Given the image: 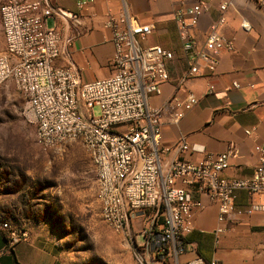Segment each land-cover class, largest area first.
Listing matches in <instances>:
<instances>
[{
	"label": "built area",
	"instance_id": "built-area-1",
	"mask_svg": "<svg viewBox=\"0 0 264 264\" xmlns=\"http://www.w3.org/2000/svg\"><path fill=\"white\" fill-rule=\"evenodd\" d=\"M116 1L118 13L109 12L104 23L115 46L112 74L91 82L81 79L74 63L58 65L63 27L50 28L47 21L59 19V11L44 0L2 4L5 52L0 53V88L12 82L25 99V116L36 126L42 151H57L71 142L83 146L96 171L103 221L117 234H128L143 224L141 246L136 244L135 249L139 262L148 264L178 257L186 250L184 239L195 230L194 212L205 209L195 192L218 207L221 223L236 212L239 193L264 195V146L258 148L257 164L247 179L224 176L230 158L238 154L235 145L216 155L193 148L204 154L201 161L167 160L172 151L184 153L190 147L184 140L173 148L163 146L162 110L173 106L178 112L176 119H180L199 100L190 92L183 99L173 98L163 109L151 107V100L162 94V84L170 79L168 65L176 55L159 45L143 47L141 41L153 34L155 25L143 24L132 14L131 0ZM93 2L80 0L78 8L85 9ZM204 8L202 2L181 4L174 13L189 77L198 74L200 62L214 72L221 55L233 50L232 41L221 33L228 3L220 6V16L204 44L194 38L192 30ZM78 17L71 15L75 21ZM243 25L250 29L248 23ZM233 86L239 88L238 83ZM95 108L100 110L98 118ZM255 209L248 207L246 213L251 215ZM261 209L264 211V205ZM3 227L9 229L11 242L20 239L8 224Z\"/></svg>",
	"mask_w": 264,
	"mask_h": 264
},
{
	"label": "crops",
	"instance_id": "crops-1",
	"mask_svg": "<svg viewBox=\"0 0 264 264\" xmlns=\"http://www.w3.org/2000/svg\"><path fill=\"white\" fill-rule=\"evenodd\" d=\"M44 1L61 13L59 19L51 17L47 21L50 28L63 27L58 65L74 63L83 81L109 78L115 46L112 33L104 23L109 12L118 13L119 3L116 0H94L79 10L80 0ZM200 2L206 8L192 30L194 38L200 45L204 44L212 23L220 16V6L228 3L224 13L226 25L221 33L232 41L233 50L221 55L214 72H209L205 63L200 62L198 74L189 77L174 13L181 4L192 6ZM259 2L130 1L131 12L141 23L155 25L153 34L141 41L142 46L159 45L176 55L168 65L170 79L162 84V94L151 100V107L163 109L173 98L183 99L190 92L199 100L180 119H176L178 112L173 106L162 110L163 146L173 148L184 140L190 147L184 153L172 151L167 160L201 161L204 154L193 151V148H204L207 154L216 155L235 145L238 154L230 158L224 176L235 179L252 176L258 161V148L264 146V8ZM72 14L79 15L76 21L71 18ZM244 22L249 24V30L245 29ZM183 77L186 78L182 80ZM233 83H238L239 88H234ZM194 195L205 204V209L194 212L195 230L186 238V250L178 257L147 261L148 264H209L212 261L264 264V211L261 209L264 195L239 193L236 212L223 223L218 220L216 205L204 195L196 192ZM252 206L256 209L249 215L246 209ZM218 230L222 231L219 237L216 235ZM61 261L59 245L54 241L30 236L11 242L8 232L0 227V264H62Z\"/></svg>",
	"mask_w": 264,
	"mask_h": 264
},
{
	"label": "rangeland",
	"instance_id": "rangeland-1",
	"mask_svg": "<svg viewBox=\"0 0 264 264\" xmlns=\"http://www.w3.org/2000/svg\"><path fill=\"white\" fill-rule=\"evenodd\" d=\"M7 1L0 0V7ZM25 107L12 82L0 88V227L9 234L3 227L8 224L22 239L54 241L62 264H141L135 246H141L144 225L130 234L115 233L102 219L96 171L83 146L71 142L42 151ZM93 113L100 117L99 108Z\"/></svg>",
	"mask_w": 264,
	"mask_h": 264
},
{
	"label": "trees",
	"instance_id": "trees-1",
	"mask_svg": "<svg viewBox=\"0 0 264 264\" xmlns=\"http://www.w3.org/2000/svg\"><path fill=\"white\" fill-rule=\"evenodd\" d=\"M189 236V235H188ZM5 238H6V240H8L7 239V236H6V234H5ZM187 238V237H186ZM186 238L184 239V242L186 243ZM210 264V263H209Z\"/></svg>",
	"mask_w": 264,
	"mask_h": 264
}]
</instances>
